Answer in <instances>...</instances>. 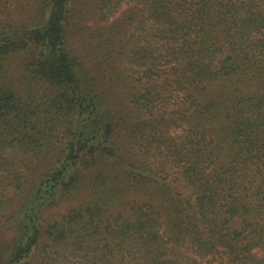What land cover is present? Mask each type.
I'll use <instances>...</instances> for the list:
<instances>
[{
  "label": "trees",
  "instance_id": "obj_1",
  "mask_svg": "<svg viewBox=\"0 0 264 264\" xmlns=\"http://www.w3.org/2000/svg\"><path fill=\"white\" fill-rule=\"evenodd\" d=\"M0 264H264V0H0Z\"/></svg>",
  "mask_w": 264,
  "mask_h": 264
}]
</instances>
